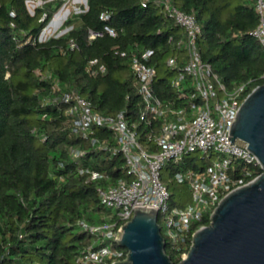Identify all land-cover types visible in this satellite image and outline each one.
<instances>
[{
	"label": "trees",
	"instance_id": "obj_1",
	"mask_svg": "<svg viewBox=\"0 0 264 264\" xmlns=\"http://www.w3.org/2000/svg\"><path fill=\"white\" fill-rule=\"evenodd\" d=\"M28 1L0 0V264H79L78 256L95 241L79 222L115 219L102 204L98 188L128 178L126 160L115 151L112 130L95 127L87 137L73 130L67 103L53 101L54 83L78 91L100 113L125 112L137 120L143 99L131 58L152 50L147 63L157 71L155 95L180 106L186 97L179 99L173 80L187 58L180 43L185 30L156 0H87V8L65 21L68 31L43 40L44 28L64 0H40L43 3L33 10ZM170 1L196 17L202 29V60L210 63L228 91L245 84L244 100L264 83V46L252 34L259 22L252 0ZM90 31L101 35L90 38ZM172 56L179 60L176 69L167 65ZM92 59L99 61L95 69L104 65L105 71L92 74ZM140 127L151 128L144 122ZM195 152L185 154L181 162H167L164 169L171 176L205 169L210 158H197ZM92 172L100 177L92 178ZM261 172L259 164L237 158L230 167L242 184ZM181 184L182 190L167 185L172 197L189 195L188 182ZM211 214L193 222L187 252L194 232L210 224ZM167 252L175 264L181 261L168 244Z\"/></svg>",
	"mask_w": 264,
	"mask_h": 264
},
{
	"label": "built area",
	"instance_id": "obj_2",
	"mask_svg": "<svg viewBox=\"0 0 264 264\" xmlns=\"http://www.w3.org/2000/svg\"><path fill=\"white\" fill-rule=\"evenodd\" d=\"M252 1L259 16L252 34L264 46V0ZM155 2L185 30V38L180 43L186 49L187 58L173 80L174 87L181 93L179 99L186 97L184 103L176 106L175 101L166 102L155 95L153 81L157 71L147 63L152 50L134 53L131 58L137 88L143 99L137 120L129 118L125 112L112 115L94 110L90 100L74 89L63 88L58 80L53 86L57 94L53 101L67 103L66 113L73 130L86 137L93 134L95 127L112 130L118 144L115 151L122 153L126 160L128 178L98 188L102 204L112 211L115 219L102 224L79 222L82 230L95 236V241L78 256L79 264H113L124 259L127 251L118 244V231L132 218L134 206L146 203L159 207L162 233L182 260L187 255L185 247L193 222L202 220L209 209L213 213L227 193L243 185L241 177H233L230 173L233 160L237 158L260 165L245 141L237 138L231 144L228 137L231 123L243 102L246 85L228 91L210 63L202 60L199 47L202 29L193 14L178 9L170 0ZM143 4L145 6L147 2ZM106 29L114 33L109 27ZM97 35L101 33L90 31V38ZM72 46H75L74 42ZM98 64V59L90 60L88 68L92 74L105 71L104 65L95 69ZM178 64L177 57L167 60L170 68L176 69ZM142 122L151 128L143 130ZM100 145L106 147L105 142ZM195 150L201 151L206 159L212 154H217L218 158L203 170L187 169L175 173L177 181L188 182L192 202L171 206L172 192L162 180V169L167 162H181L185 154ZM96 177H100V173L92 172V178Z\"/></svg>",
	"mask_w": 264,
	"mask_h": 264
},
{
	"label": "water",
	"instance_id": "obj_3",
	"mask_svg": "<svg viewBox=\"0 0 264 264\" xmlns=\"http://www.w3.org/2000/svg\"><path fill=\"white\" fill-rule=\"evenodd\" d=\"M84 2L87 8V0ZM52 22L53 18L49 24ZM228 137L231 144L237 138L248 144L262 172L221 199L210 224L194 233L186 257L178 264H264V83L243 100ZM134 208L132 218L117 234L127 255L113 264H175L167 252L159 207L146 203Z\"/></svg>",
	"mask_w": 264,
	"mask_h": 264
},
{
	"label": "rangeland",
	"instance_id": "obj_4",
	"mask_svg": "<svg viewBox=\"0 0 264 264\" xmlns=\"http://www.w3.org/2000/svg\"><path fill=\"white\" fill-rule=\"evenodd\" d=\"M43 2L40 0H29L28 5L31 10H33L37 5L42 4ZM86 8L84 0H64V3L57 9V11L54 13L53 19L54 22L49 24L47 26V29L45 33L42 35L43 40L49 38L50 36L54 35H59L62 34L66 31L69 30L68 27H64L65 21L69 18L72 17L74 14L80 12ZM197 158H203V153L201 151L193 153ZM211 161H214L218 158L217 154L211 155L210 157ZM197 162L199 165H202V162L197 159ZM162 180L165 184H171V185H176L175 190H182V188L185 187V184H181V182H178L175 178V176L169 175V173L163 168L162 169ZM181 184V185H180ZM171 190V189H170ZM189 190V189H188ZM172 191V190H171ZM185 195H174L170 201V205H175L174 203H181L183 202L182 205L189 204L192 202V193L189 191V198L184 197ZM206 211V210H205ZM209 211H211L209 209ZM208 213V212H207ZM161 222L163 223L162 219ZM163 230H165V227H163Z\"/></svg>",
	"mask_w": 264,
	"mask_h": 264
}]
</instances>
